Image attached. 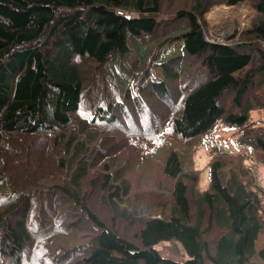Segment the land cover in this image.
<instances>
[{
	"label": "trees",
	"instance_id": "16d2710c",
	"mask_svg": "<svg viewBox=\"0 0 264 264\" xmlns=\"http://www.w3.org/2000/svg\"><path fill=\"white\" fill-rule=\"evenodd\" d=\"M245 3L258 16L243 41L209 42L205 14ZM263 44L264 0H0V264H50L54 252L58 264H264L251 173L264 165V120L250 118L264 110ZM222 125L255 165L215 155L198 191L175 141L221 153ZM135 144L142 160L168 149L172 189L132 196L114 161Z\"/></svg>",
	"mask_w": 264,
	"mask_h": 264
},
{
	"label": "rangeland",
	"instance_id": "374dc122",
	"mask_svg": "<svg viewBox=\"0 0 264 264\" xmlns=\"http://www.w3.org/2000/svg\"><path fill=\"white\" fill-rule=\"evenodd\" d=\"M169 16H173V14L170 12H166L162 16L164 18L161 19H163L164 21H168L170 19ZM257 16L258 13L255 11L251 3H245L236 7H230L226 4H217L205 14L204 29L206 39L211 43L228 42L238 44L239 42L243 41L244 33L252 28ZM170 54L174 55L175 51H172ZM186 68L187 73H197L202 71L200 65H195L194 63H189ZM95 70L96 72L100 70L97 75V81L100 85V89L102 90L107 71L105 69H100L99 67H96ZM233 97L234 94H230L225 99L230 100ZM151 101L153 103L154 98ZM250 118L251 121L255 122L263 121L264 110L253 112ZM215 135L216 144L218 146V150L221 151V153H216L217 151L214 153L212 148L213 146L210 144L194 145L193 143L185 144L179 141H175L174 150L184 159L185 173L190 175L191 177H196L198 179V182L196 184L198 191L199 189L202 191L207 190L210 185L209 167L213 159L217 157L215 155L223 153L230 161L234 159L239 160L238 157H246L244 161L245 166L249 168L255 165V161L253 162V160L251 159L253 157V154H250L249 151L241 148V146L236 142L238 137L233 130L222 125L221 128L216 130ZM219 142H221L222 144H219ZM134 146H137L138 149H135V147L122 148L120 151H118L117 158L114 161L117 162L115 166L119 164L122 165L121 167L124 170L127 178L129 179L130 186L133 190L132 196L134 197L140 194V191L142 190V187L144 185H149L151 186L150 188L153 189L142 191L144 192V196H146V192H154L159 194L157 189H159L160 186L166 189H172L174 183L173 180L167 178L163 172V165L168 154V149L161 151L160 154L156 153L155 155L150 156L149 153L152 151V149L143 144L142 147L145 151V155L149 156L148 158L142 160L141 156L143 153H141V149H139V147H141V144H135ZM243 153L245 155H243ZM251 173L254 176L256 185L264 190V165L256 166L255 171L252 170ZM89 192L91 199L94 200L98 192ZM109 219L112 218H110L109 216ZM117 225L120 226L119 224ZM124 227L122 225L120 226L121 229L123 228L126 235L137 234L135 228L129 225L127 228ZM74 236L75 234L70 235L69 239L73 238ZM86 241L87 239L83 237L80 243H86ZM63 247H65V244H59L55 249L60 253ZM76 247H79V245H77ZM158 249L165 257H170L176 261L184 260V254L182 253V251L181 253L179 251H176V248L172 247L168 243L161 244L160 246H158ZM59 260L61 259L58 258L55 252L52 253L49 258L50 264H58Z\"/></svg>",
	"mask_w": 264,
	"mask_h": 264
},
{
	"label": "built area",
	"instance_id": "2783aa9c",
	"mask_svg": "<svg viewBox=\"0 0 264 264\" xmlns=\"http://www.w3.org/2000/svg\"><path fill=\"white\" fill-rule=\"evenodd\" d=\"M119 14L121 15H124V17L126 19H134V18H137L138 16L136 14H133V13H122V12H119Z\"/></svg>",
	"mask_w": 264,
	"mask_h": 264
}]
</instances>
